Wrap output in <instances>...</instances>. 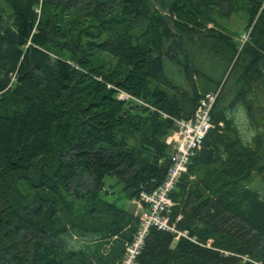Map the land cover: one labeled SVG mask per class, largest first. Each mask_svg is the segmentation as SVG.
<instances>
[{
  "label": "trees",
  "instance_id": "obj_1",
  "mask_svg": "<svg viewBox=\"0 0 264 264\" xmlns=\"http://www.w3.org/2000/svg\"><path fill=\"white\" fill-rule=\"evenodd\" d=\"M235 12L242 45L221 22ZM211 91L171 193L187 237L150 228L136 264H264V0H0V264H117L140 218L105 176L128 200L159 186L174 118Z\"/></svg>",
  "mask_w": 264,
  "mask_h": 264
},
{
  "label": "built area",
  "instance_id": "obj_2",
  "mask_svg": "<svg viewBox=\"0 0 264 264\" xmlns=\"http://www.w3.org/2000/svg\"><path fill=\"white\" fill-rule=\"evenodd\" d=\"M248 39V32L240 36L241 43ZM217 91L205 93L199 98L193 114L189 118L175 120L176 128L167 135L166 143L171 144L173 152L163 182L156 188L142 190L136 199L140 222L132 239L125 243L122 258L117 264H136V258L144 244L149 229H157L187 237L186 231L178 230L175 221H170V213L175 202L171 193L187 171L190 158L201 148L207 132L213 127L211 109L215 102ZM119 99L133 98L129 93L119 90ZM181 214L176 216V220Z\"/></svg>",
  "mask_w": 264,
  "mask_h": 264
},
{
  "label": "rangeland",
  "instance_id": "obj_3",
  "mask_svg": "<svg viewBox=\"0 0 264 264\" xmlns=\"http://www.w3.org/2000/svg\"><path fill=\"white\" fill-rule=\"evenodd\" d=\"M242 16L244 17V12H235L227 19H221L224 25L233 30V32H240L244 29ZM168 69L170 70V75L178 82H182V77L178 66L174 63H167ZM234 118L237 120L238 128L240 133L243 135L246 141L251 137V133L254 129L252 121L246 116L245 112L240 110L235 112ZM258 120V122L262 121ZM105 189L111 191H103L104 197L112 202L117 203L123 207H126L138 215V208L134 200H128L124 196V191L122 189V183L118 182L113 176L107 175L104 178ZM252 187L260 192L264 190V174L263 173H253Z\"/></svg>",
  "mask_w": 264,
  "mask_h": 264
},
{
  "label": "clouds",
  "instance_id": "obj_4",
  "mask_svg": "<svg viewBox=\"0 0 264 264\" xmlns=\"http://www.w3.org/2000/svg\"><path fill=\"white\" fill-rule=\"evenodd\" d=\"M256 135V132L255 131H252V133H251V136H255Z\"/></svg>",
  "mask_w": 264,
  "mask_h": 264
}]
</instances>
